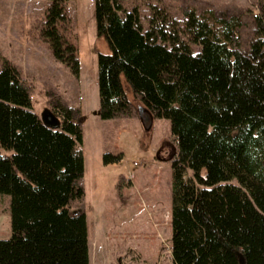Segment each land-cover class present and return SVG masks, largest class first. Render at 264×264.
Masks as SVG:
<instances>
[{
	"label": "trees",
	"instance_id": "16d2710c",
	"mask_svg": "<svg viewBox=\"0 0 264 264\" xmlns=\"http://www.w3.org/2000/svg\"><path fill=\"white\" fill-rule=\"evenodd\" d=\"M68 1L48 0L31 39L78 75L77 46L61 30ZM93 1L108 46L97 53L99 117L131 114L125 82L171 121L173 264H239V253L264 264V0L248 49L238 14L192 6L180 21L152 4L144 25L135 0ZM51 111L57 127L0 54V193L10 196L11 223L0 264H89L78 110L57 99Z\"/></svg>",
	"mask_w": 264,
	"mask_h": 264
},
{
	"label": "rangeland",
	"instance_id": "374dc122",
	"mask_svg": "<svg viewBox=\"0 0 264 264\" xmlns=\"http://www.w3.org/2000/svg\"><path fill=\"white\" fill-rule=\"evenodd\" d=\"M144 25L150 5L166 8L180 21L187 7L238 14L239 36L248 49L254 37V16L260 0H135ZM48 0H0V54L8 58L32 90V107L39 115L51 111L57 99L78 110L83 131L84 210L88 227L89 264H173L172 162L175 146L171 121L154 117L145 131L137 108L143 104L124 82L131 101L129 116L99 117L97 53L107 52L97 36L93 0H69L68 22L61 26L75 42L79 74L51 54L47 43L31 39ZM27 30L29 34H26ZM105 152L121 153L104 163ZM11 235L10 196L0 193V238Z\"/></svg>",
	"mask_w": 264,
	"mask_h": 264
},
{
	"label": "water",
	"instance_id": "95a60500",
	"mask_svg": "<svg viewBox=\"0 0 264 264\" xmlns=\"http://www.w3.org/2000/svg\"><path fill=\"white\" fill-rule=\"evenodd\" d=\"M138 118L141 123V126L145 131H149L152 128L154 121L153 112L144 104H141L137 108ZM41 119L45 124L51 127H57L59 125L58 117L50 110H45L40 115ZM239 264H244V256L239 253Z\"/></svg>",
	"mask_w": 264,
	"mask_h": 264
}]
</instances>
